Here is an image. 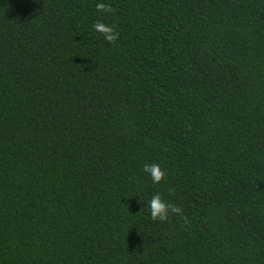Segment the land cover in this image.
Listing matches in <instances>:
<instances>
[{
  "label": "trees",
  "instance_id": "1",
  "mask_svg": "<svg viewBox=\"0 0 264 264\" xmlns=\"http://www.w3.org/2000/svg\"><path fill=\"white\" fill-rule=\"evenodd\" d=\"M0 264H264V0H0Z\"/></svg>",
  "mask_w": 264,
  "mask_h": 264
},
{
  "label": "clouds",
  "instance_id": "2",
  "mask_svg": "<svg viewBox=\"0 0 264 264\" xmlns=\"http://www.w3.org/2000/svg\"><path fill=\"white\" fill-rule=\"evenodd\" d=\"M96 10L100 12H111L112 9L109 8L105 3L97 2ZM93 30L98 31L103 34L104 39L108 42H113L116 39L117 34L113 31L111 26H106L103 23L97 22L93 24ZM143 171L148 175L153 183H157L161 180L163 172L159 169L158 164H148L143 165ZM148 213L150 219L153 220H165L169 213H180V209L171 204H165L159 197V195H153L148 201Z\"/></svg>",
  "mask_w": 264,
  "mask_h": 264
}]
</instances>
